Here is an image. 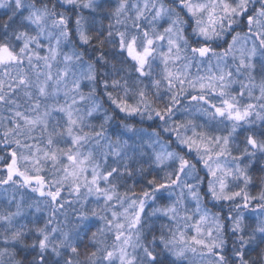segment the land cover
<instances>
[{
    "label": "snow or ice",
    "instance_id": "obj_1",
    "mask_svg": "<svg viewBox=\"0 0 264 264\" xmlns=\"http://www.w3.org/2000/svg\"><path fill=\"white\" fill-rule=\"evenodd\" d=\"M0 264H264V0H0Z\"/></svg>",
    "mask_w": 264,
    "mask_h": 264
},
{
    "label": "trees",
    "instance_id": "obj_2",
    "mask_svg": "<svg viewBox=\"0 0 264 264\" xmlns=\"http://www.w3.org/2000/svg\"><path fill=\"white\" fill-rule=\"evenodd\" d=\"M202 71H203V69H202ZM192 72H193V75H194V74H195V68H193ZM180 107H181V109H182V108H183V104H181ZM180 115H183V113H180ZM194 118H199V114L197 113V114H196V117H194ZM199 120H202V118H199ZM199 120H198V122H199ZM164 135L166 136L167 134H164ZM234 151H235V150H234ZM201 167H202V165H198V168H201ZM200 175L203 177V176H204V173L201 172ZM258 175H259V174H257V177H258ZM258 183H259V180H258V178H257V184H258ZM250 191H251V194H252V195H256L257 192H258V188L255 187V186H250ZM237 199H239V198H237ZM226 203H227V202H226ZM227 210H228V208H227V206H225V208H224V212H227Z\"/></svg>",
    "mask_w": 264,
    "mask_h": 264
},
{
    "label": "rangeland",
    "instance_id": "obj_3",
    "mask_svg": "<svg viewBox=\"0 0 264 264\" xmlns=\"http://www.w3.org/2000/svg\"><path fill=\"white\" fill-rule=\"evenodd\" d=\"M228 211V210H227Z\"/></svg>",
    "mask_w": 264,
    "mask_h": 264
}]
</instances>
